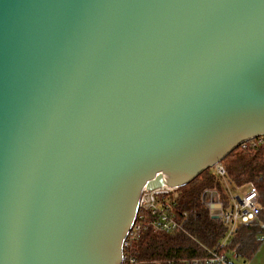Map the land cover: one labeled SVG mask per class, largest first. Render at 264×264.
<instances>
[{"label": "water", "instance_id": "obj_1", "mask_svg": "<svg viewBox=\"0 0 264 264\" xmlns=\"http://www.w3.org/2000/svg\"><path fill=\"white\" fill-rule=\"evenodd\" d=\"M262 137L264 0H0V264H122L145 186Z\"/></svg>", "mask_w": 264, "mask_h": 264}, {"label": "trees", "instance_id": "obj_2", "mask_svg": "<svg viewBox=\"0 0 264 264\" xmlns=\"http://www.w3.org/2000/svg\"><path fill=\"white\" fill-rule=\"evenodd\" d=\"M220 165L226 171L224 178L213 168L180 189V209L189 216L185 230L145 234L138 245L141 264H166L171 260L189 264L193 259L210 256V252L224 254L230 264H245L264 247V143L254 147L250 142ZM247 187L259 193L260 216L257 221L237 224L234 229L223 219L215 218L202 201L203 194L213 190L224 210H229L233 197H239L236 193Z\"/></svg>", "mask_w": 264, "mask_h": 264}, {"label": "built area", "instance_id": "obj_3", "mask_svg": "<svg viewBox=\"0 0 264 264\" xmlns=\"http://www.w3.org/2000/svg\"><path fill=\"white\" fill-rule=\"evenodd\" d=\"M250 143V142H249ZM252 146L257 147L264 143V137L251 141ZM248 143L242 147L247 148ZM215 170L224 178L225 169L218 165ZM180 187H172L164 184L158 188L148 189L144 187L138 205L137 215L132 229L124 243V256L122 264H141L139 259L138 245L143 236L147 233L172 234L184 231L189 219L188 213L181 211ZM259 193L256 189L250 188L243 197L234 196L232 207L224 210L218 193L207 190L202 197L204 205L212 211V205H221L220 218L225 224L235 228L237 224H247L257 221L260 216ZM166 264H178L175 261H168ZM188 264V263H187ZM189 264H230L224 254L210 252V256L196 258ZM245 264H254L253 260Z\"/></svg>", "mask_w": 264, "mask_h": 264}, {"label": "rangeland", "instance_id": "obj_4", "mask_svg": "<svg viewBox=\"0 0 264 264\" xmlns=\"http://www.w3.org/2000/svg\"><path fill=\"white\" fill-rule=\"evenodd\" d=\"M213 170H215V168ZM248 189H250V187H247L246 189L241 190L236 194L239 195L240 197H243ZM253 262L254 264H264V247L260 248ZM236 264H239V263L237 262Z\"/></svg>", "mask_w": 264, "mask_h": 264}, {"label": "crops", "instance_id": "obj_5", "mask_svg": "<svg viewBox=\"0 0 264 264\" xmlns=\"http://www.w3.org/2000/svg\"><path fill=\"white\" fill-rule=\"evenodd\" d=\"M255 259V258H254ZM254 259H253V261H254Z\"/></svg>", "mask_w": 264, "mask_h": 264}]
</instances>
